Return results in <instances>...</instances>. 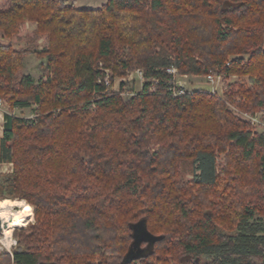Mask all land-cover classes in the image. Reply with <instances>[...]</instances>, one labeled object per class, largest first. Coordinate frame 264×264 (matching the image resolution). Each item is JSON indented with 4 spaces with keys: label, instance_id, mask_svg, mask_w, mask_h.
Instances as JSON below:
<instances>
[{
    "label": "trees",
    "instance_id": "trees-1",
    "mask_svg": "<svg viewBox=\"0 0 264 264\" xmlns=\"http://www.w3.org/2000/svg\"><path fill=\"white\" fill-rule=\"evenodd\" d=\"M26 22L46 37L34 51L45 78L19 77L33 50L0 42V99L38 106L33 118L4 112L0 162L13 173L0 192L35 222L0 264H123L141 219L161 239L130 264H264V132L222 92L174 94L167 73L248 76L224 96L264 113V0H0L3 38ZM138 68L141 91L111 89Z\"/></svg>",
    "mask_w": 264,
    "mask_h": 264
},
{
    "label": "rangeland",
    "instance_id": "rangeland-1",
    "mask_svg": "<svg viewBox=\"0 0 264 264\" xmlns=\"http://www.w3.org/2000/svg\"><path fill=\"white\" fill-rule=\"evenodd\" d=\"M36 30V23L33 22H26L21 26V31L18 36H14L12 39H6L0 37V41L4 43H12L13 46L16 49H31L33 50V53L26 55L25 58V67L20 72L19 77L30 75L32 76L36 81H39L41 79H44V75L42 74L41 70L39 69V65L42 62L40 57L38 56V53L34 51H42L45 46H47V40L45 36H37L35 34ZM139 69V68H138ZM128 70L126 74L124 75H117L114 76V72L110 69L106 70L108 77H110V81L112 80V77L114 76L113 83L111 86V89L114 91H119L121 83H127L126 86V92L129 91L131 93L141 91L144 80L140 77V75H137V70ZM179 74V72H178ZM220 78H217L215 76L216 81L211 82L208 78L204 76H193V77H185V75L179 74L177 76L178 83L184 87V89L193 91L197 89H206L212 92L221 93V96L224 97L225 103L230 108V110L234 113L235 116L238 118H241L246 121H250L251 125L253 126L254 130L257 132H264V113L262 111H257L255 114H249L241 110L239 107H237L236 102L240 101L239 98H237L235 101L230 100L228 97H225L224 94L228 92V90L231 88V86L234 83H245L246 85H250L249 77L248 76H240V75H230V76H220ZM129 89V90H128ZM131 89V90H130ZM220 91V92H219ZM129 94V93H128ZM3 100V106H2V112L5 111L14 113L18 116L24 117V118H33L36 114H38V106L33 105L31 107L27 108H17L12 109L9 103V100L7 98H2ZM251 115H254L258 117L259 122L252 123ZM3 115L0 113V136H2L3 133H1V128L3 126ZM224 154H217V163H221L223 161ZM13 173V163L11 162H0V182L8 175ZM182 173L185 177V180H194L197 175H199L200 171L197 168V164H195L193 161H185L182 164ZM2 199H19L24 202L25 207L22 212L25 211L26 214V224L23 225L20 228L15 229L14 231H11V234H9V237H6V233L1 232L0 233V252H7L12 254L13 251L18 247L19 245V239L17 235H15V231H27L29 225L35 222L34 217V209L33 214L31 208L27 205V201L20 198H14L7 195H4L0 192V200ZM29 204V203H28ZM30 215H29V212ZM5 233V234H4ZM11 235V236H10ZM8 236V235H7Z\"/></svg>",
    "mask_w": 264,
    "mask_h": 264
},
{
    "label": "water",
    "instance_id": "water-1",
    "mask_svg": "<svg viewBox=\"0 0 264 264\" xmlns=\"http://www.w3.org/2000/svg\"><path fill=\"white\" fill-rule=\"evenodd\" d=\"M133 241L125 254L122 263L130 264L132 261L145 258L154 252L155 242L161 239V236H155L147 229V222L141 219L139 222L132 225ZM3 231V222L0 219V232ZM145 242L146 245L142 246Z\"/></svg>",
    "mask_w": 264,
    "mask_h": 264
},
{
    "label": "bare ground",
    "instance_id": "bare-ground-1",
    "mask_svg": "<svg viewBox=\"0 0 264 264\" xmlns=\"http://www.w3.org/2000/svg\"><path fill=\"white\" fill-rule=\"evenodd\" d=\"M24 207V202L18 199L0 200V219L3 222V230L8 235L6 237H9L11 231L26 224V214L25 211L22 212Z\"/></svg>",
    "mask_w": 264,
    "mask_h": 264
},
{
    "label": "built area",
    "instance_id": "built-area-1",
    "mask_svg": "<svg viewBox=\"0 0 264 264\" xmlns=\"http://www.w3.org/2000/svg\"><path fill=\"white\" fill-rule=\"evenodd\" d=\"M167 73L168 74H171V75H173V82H174V84H175V87L173 88V91H174V94H183V93H185L187 90L186 89H184V87L182 86V85H180L179 83H178V81H176L177 80V76L179 75L178 74V71H177V69L175 68V67H171V68H167ZM140 75V77L144 80V72H143V70H141V69H138L137 70V75ZM138 75V76H139ZM186 76V75H185ZM206 78H208L211 82H215L216 81V78H215V76L214 75H207L206 76ZM217 78H220L221 79V77L220 76H217ZM222 92V91H221ZM215 93V92H214ZM2 106H3V100L2 99H0V113H1V115H4V113L2 112ZM246 115H247V113H246ZM252 117H251V119H252V123H257V122H259V119H258V117H256V116H254V115H251ZM3 232V231H2ZM1 233V232H0Z\"/></svg>",
    "mask_w": 264,
    "mask_h": 264
},
{
    "label": "crops",
    "instance_id": "crops-1",
    "mask_svg": "<svg viewBox=\"0 0 264 264\" xmlns=\"http://www.w3.org/2000/svg\"><path fill=\"white\" fill-rule=\"evenodd\" d=\"M69 1H74L78 8L97 9L102 7L104 4H106L108 0H69ZM0 37L3 38V33L1 31H0ZM185 77H193V76L186 75ZM2 119L4 123V115ZM1 133H3V126L1 128Z\"/></svg>",
    "mask_w": 264,
    "mask_h": 264
}]
</instances>
